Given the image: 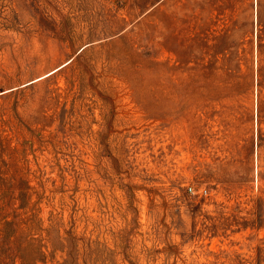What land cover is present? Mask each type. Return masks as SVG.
I'll list each match as a JSON object with an SVG mask.
<instances>
[{
  "label": "rangeland",
  "instance_id": "374dc122",
  "mask_svg": "<svg viewBox=\"0 0 264 264\" xmlns=\"http://www.w3.org/2000/svg\"><path fill=\"white\" fill-rule=\"evenodd\" d=\"M263 29L264 0H0V264H264Z\"/></svg>",
  "mask_w": 264,
  "mask_h": 264
},
{
  "label": "trees",
  "instance_id": "16d2710c",
  "mask_svg": "<svg viewBox=\"0 0 264 264\" xmlns=\"http://www.w3.org/2000/svg\"><path fill=\"white\" fill-rule=\"evenodd\" d=\"M264 31V29H263ZM264 36V35H263ZM256 48H257V56L258 58L261 56L262 52L264 51L262 48H264V37H261L260 35L257 36V44H256ZM260 59V58H259ZM262 68L260 67V70Z\"/></svg>",
  "mask_w": 264,
  "mask_h": 264
}]
</instances>
